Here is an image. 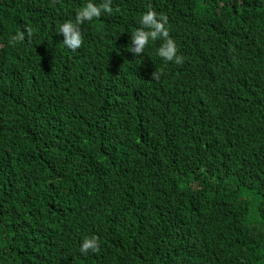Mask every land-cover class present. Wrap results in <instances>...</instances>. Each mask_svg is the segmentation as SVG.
Instances as JSON below:
<instances>
[{"label":"trees","instance_id":"1","mask_svg":"<svg viewBox=\"0 0 264 264\" xmlns=\"http://www.w3.org/2000/svg\"><path fill=\"white\" fill-rule=\"evenodd\" d=\"M83 3L0 0V264H264V0H111L69 50ZM148 7L182 63L127 49Z\"/></svg>","mask_w":264,"mask_h":264},{"label":"clouds","instance_id":"2","mask_svg":"<svg viewBox=\"0 0 264 264\" xmlns=\"http://www.w3.org/2000/svg\"><path fill=\"white\" fill-rule=\"evenodd\" d=\"M112 12L111 0H102L97 3L96 0H84L74 15V19L66 20L59 23L55 33L62 36L63 46L69 50H77L82 44L81 25L99 18L102 14L106 15ZM139 27L131 30L130 43L127 49L134 56H139L145 53L147 46L159 40V46L155 49V55L164 65L169 62L180 64L183 62V57L178 54L175 41L169 35L168 18L165 14L160 13L148 7L139 15ZM29 29L16 30L9 38V43L15 45L25 39ZM159 72L154 71L152 78H158ZM179 175V174H177ZM112 175H105L107 180L111 179ZM99 250V241L96 235L84 236L78 245L80 254L88 255L90 252L95 253Z\"/></svg>","mask_w":264,"mask_h":264}]
</instances>
